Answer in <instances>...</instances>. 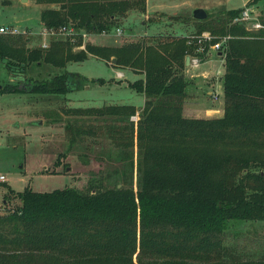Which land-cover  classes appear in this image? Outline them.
I'll list each match as a JSON object with an SVG mask.
<instances>
[{"label": "trees", "instance_id": "trees-1", "mask_svg": "<svg viewBox=\"0 0 264 264\" xmlns=\"http://www.w3.org/2000/svg\"><path fill=\"white\" fill-rule=\"evenodd\" d=\"M34 1L46 6L40 14L45 27L72 25L76 34L52 39L47 49L29 47L26 33L0 34V64L24 82L0 85V92L64 94L82 88L90 79L79 73L34 80L26 71L32 64L64 67L92 54L142 73L129 85L144 93L145 102L140 110L133 104L64 109L98 121L76 120L65 128L72 142L111 139L128 161L122 171L128 185L18 193L8 188L20 202L0 214V264H264V246L247 257L226 236L230 219L264 220V29L232 24L243 7L210 20L193 18L197 33L231 37L224 115L187 117V36L144 35L112 46L87 42L85 50L73 51L83 45V32L114 31L130 12L146 13L147 0ZM260 20L264 24V11Z\"/></svg>", "mask_w": 264, "mask_h": 264}, {"label": "rangeland", "instance_id": "rangeland-1", "mask_svg": "<svg viewBox=\"0 0 264 264\" xmlns=\"http://www.w3.org/2000/svg\"><path fill=\"white\" fill-rule=\"evenodd\" d=\"M246 5L261 17L264 0H259L256 4L250 3V0H147V10L151 14L149 17L143 16L139 11H132L120 26L121 35L117 33V29L106 34L86 32L83 45L75 46L73 51L85 50L87 42L112 46L126 40H137L146 34L182 35L190 30L195 33L198 27L195 20V28L187 27L188 24L191 25L195 9H205L208 16L203 20H210L223 11ZM42 7L33 0H0V25L18 27L31 38V48H44V41H48L49 47L52 39L69 38L70 36L62 35L47 39L42 34ZM157 13L163 16L157 18ZM112 63L113 61L107 62L90 54L83 60L69 61L64 67H54L47 63L32 64L26 71L27 78L41 80L57 73L73 72L90 81L82 88L64 94L25 92L21 88L16 93L0 92V174L6 176V182L0 184V214L20 202L16 193L10 194L8 188L18 193L26 189L45 192L67 187L87 189L89 186H97L106 189L117 184L119 187L128 185L122 175L128 161L126 162L111 139L105 136H87L84 141L72 142L65 128L68 122L76 120L85 122L83 124H98L94 118L67 114L65 108L133 104L140 110L144 105V93L129 85L130 82L143 78L142 73L128 68H116ZM224 63L221 58L214 60L211 68L222 72L214 76L209 73L204 77L223 83ZM190 69L195 75L194 69ZM119 71L124 73V77H118ZM91 79L101 82L92 83ZM0 85L23 87L24 82L19 84L5 64L1 63ZM220 89L223 91L222 87ZM131 151L132 149L128 153ZM137 160L138 148L135 146V187L138 179ZM5 197H8V203L4 204ZM226 236L227 243L243 252L247 251L250 255L246 256L251 257L254 251L264 246V220L230 219Z\"/></svg>", "mask_w": 264, "mask_h": 264}, {"label": "built area", "instance_id": "built-area-1", "mask_svg": "<svg viewBox=\"0 0 264 264\" xmlns=\"http://www.w3.org/2000/svg\"><path fill=\"white\" fill-rule=\"evenodd\" d=\"M254 12L255 10L252 7L246 5L243 7V10L232 19L231 22L232 24L244 25L251 31L264 29V24L261 22L259 16H257ZM20 33H23V31L15 25H0V34L16 35ZM103 33L106 34L108 32ZM117 33L119 35L122 34L121 28L117 29ZM42 34L45 35L47 39L62 35L72 37L76 34V29L72 25H61L58 28L45 27ZM86 36V32H83V37ZM230 37L231 35L218 36L208 30L201 33L195 32L187 35L188 44L192 48L187 54V57H189L188 67L193 68L194 70L200 68L206 59L211 55H217L224 62L227 41ZM48 44V41L42 42V46L44 48H47ZM118 77L122 78L124 77V74L119 71ZM213 95L217 98L219 96V92L216 90ZM132 118L136 119L137 117L133 116ZM3 182H6V176L4 174H0V184Z\"/></svg>", "mask_w": 264, "mask_h": 264}, {"label": "crops", "instance_id": "crops-1", "mask_svg": "<svg viewBox=\"0 0 264 264\" xmlns=\"http://www.w3.org/2000/svg\"><path fill=\"white\" fill-rule=\"evenodd\" d=\"M22 1L29 2L30 0H22ZM39 5L43 6L42 9L46 7L43 4H39ZM142 15L149 17L151 14L148 12V10H146V13H142ZM157 15L159 16L157 18H160L163 16L161 13H157ZM193 18H194V15H193ZM192 20L190 23L191 25L188 24L187 26L188 28H191V29H193V27L195 28V24L193 23L194 20L193 21ZM43 28H45L44 25H43ZM192 32L193 31L190 30L188 33L182 34L181 36H187L191 34ZM146 35H149V34H146ZM218 58L220 57H218L217 55L209 56L200 68L194 70L195 75L192 74L193 70L191 71L190 67L186 65L185 75H186V78L189 80V83L186 88L188 95H187V99H186V102L184 104V109H183V114L185 116L201 117V118H218L224 115L225 101H224L223 83H220V81L218 80L215 82V80L212 81L211 79H208V77H204L206 76V74H209V73L213 74L214 76L216 73L222 72L220 70L219 71L217 69L213 70L211 68L212 62L214 60H218ZM128 69L132 70L131 68H128ZM221 87L223 88V91L220 89ZM216 90L219 92V96L217 98H215L213 95V93ZM142 107L143 106H141V108ZM137 108L139 109V107Z\"/></svg>", "mask_w": 264, "mask_h": 264}, {"label": "water", "instance_id": "water-1", "mask_svg": "<svg viewBox=\"0 0 264 264\" xmlns=\"http://www.w3.org/2000/svg\"><path fill=\"white\" fill-rule=\"evenodd\" d=\"M56 7V6H54ZM208 16V13L205 9L203 8H197L194 11V18L198 20H203ZM186 65H189V57H186Z\"/></svg>", "mask_w": 264, "mask_h": 264}]
</instances>
